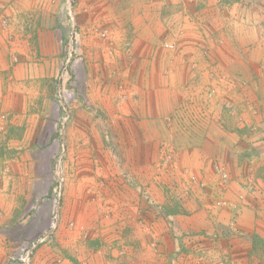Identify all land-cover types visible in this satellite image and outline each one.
Returning a JSON list of instances; mask_svg holds the SVG:
<instances>
[{
  "label": "rangeland",
  "instance_id": "1",
  "mask_svg": "<svg viewBox=\"0 0 264 264\" xmlns=\"http://www.w3.org/2000/svg\"><path fill=\"white\" fill-rule=\"evenodd\" d=\"M130 1L0 0V264H22L18 261L22 248L50 230L54 211L58 212L59 223L33 252L30 264H41L36 258L45 264H49L52 259L54 264H81L75 256L54 252L51 259L48 254V249L55 245V239L59 240L63 197L69 193L68 202L72 210L73 197L83 196L81 190L69 189L76 183L73 171L69 170L67 176L63 172L66 170L64 166L69 169L71 165L74 167L77 159L62 165L63 160L66 162L67 159L51 158L50 153L45 154L44 151L34 153L37 159H27L17 153L22 149L9 151L6 136L17 124L21 138L26 140L37 135L35 146L45 150L50 145L47 142L49 138L61 137L62 125H67L72 119L71 109L94 85L99 88V94H104L105 101L112 100L114 105L124 104L127 98L129 100L135 94L136 85L126 75L124 59L119 57L120 53L126 52L133 38V24L139 21H135L137 15L129 12ZM148 2L152 12L167 8V12L164 13V10L162 13L171 36L179 28L173 25H180V31L187 36L189 23L202 20V24H205L203 21L207 22L208 28L204 30L221 31L224 40L234 42L231 29L241 24L237 21L238 16L239 20L248 17L255 21L256 15L260 18L264 15V0ZM173 4L180 7L179 11H174L178 9ZM173 20L175 23H172ZM71 32L77 33L75 44H70ZM262 37L264 42V33ZM178 40L175 34L174 41ZM163 46L168 51L175 49L173 43H164ZM204 49L208 50L206 47ZM65 63L68 64L67 75L60 80L61 66ZM215 67L213 64L212 68ZM261 69L264 70V66ZM146 81V104H151L152 80L146 78ZM192 83L197 86L194 90L197 91L196 97L187 93L177 110L169 108L160 111V117H157L161 119L159 122L146 121L144 126H125L123 124L126 121L122 120H118L117 126L101 124L102 143L95 142L98 149H94V158L87 160L100 170L109 165L118 170L111 187L116 188L114 192L102 191L104 195L99 197L93 190L87 192L88 207L92 211L90 216L99 218L100 213L103 218H117L118 227L123 229L128 226V241L134 231L138 242L141 241L138 232H146L147 245L156 257L155 264L175 263L170 259L164 263L160 260V242L157 240L159 230H175L177 233L172 235V242L174 247L179 245L181 248L177 254L184 255L181 264L212 263L207 260L204 250L196 252L195 248L209 247L206 237H212L215 242L218 238H228L230 234L225 226L218 224L212 232L205 228L201 231L204 238L197 241L193 238L194 234L188 232V218L179 216L190 217L193 214L202 221L209 218L212 222L211 218H214L215 222L218 216L212 215L213 212L219 214L218 211L230 210L238 214L236 206L226 197L230 185H235L234 178L238 177L236 184L239 188H246L245 195L237 198L243 200L247 196L259 194L264 209V158L260 157L263 156L260 152L264 151H259V147L263 146L264 127L255 125L253 114H257L253 105L251 110L245 109V123L242 121L244 126L240 127L241 124L237 125L235 119L241 112H237L232 100L222 97L215 78L190 80L188 87H192ZM236 90L234 85V95L238 94ZM239 91L240 94L243 91L249 94L252 87L242 84ZM17 100L19 108L5 105L16 104ZM166 103L170 106L171 99ZM151 113L149 109L146 111L147 118H152ZM35 127H42V132L36 134L33 130ZM237 134L239 137L244 136V139L238 142ZM93 144L85 143V147L80 145L79 148L84 150ZM100 149L109 150L116 156L110 160L111 164L105 159H98L96 153ZM244 159L249 160L250 166L243 164ZM253 164L256 165L255 171L252 169ZM257 167L260 168L258 172ZM243 169L244 173L241 172ZM238 171L239 176L235 174ZM36 174L40 175L39 179L35 178L39 183L27 205L24 195H28L25 190L28 187L24 186L29 180L33 182ZM54 188H57L59 201L57 195L53 194ZM109 194L114 202L116 199L115 203L104 201V198L110 199ZM17 200L20 203L15 207L13 205ZM98 200L95 206L94 201ZM66 215L71 218L72 214ZM234 217L231 216L228 223L232 233H236ZM35 218L38 221L35 222ZM62 228L65 229L66 225ZM68 228L71 230L74 225L68 224ZM260 250L264 254V248ZM248 256L251 262L253 256ZM212 257L215 263V257ZM131 258L128 250V264H132Z\"/></svg>",
  "mask_w": 264,
  "mask_h": 264
},
{
  "label": "crops",
  "instance_id": "2",
  "mask_svg": "<svg viewBox=\"0 0 264 264\" xmlns=\"http://www.w3.org/2000/svg\"><path fill=\"white\" fill-rule=\"evenodd\" d=\"M175 6H177L178 10L174 11H179L180 7L173 4V7ZM164 10L160 9L159 11L155 10L156 13L152 12L148 0L130 1L129 12L137 15L136 19H134L139 21L133 24V31H131L133 38L131 37L132 39L126 52L120 53L119 57L124 59L126 75L130 76L131 81L136 85V89L135 94L129 100L127 98L124 104L114 105L112 100L105 101L106 97L103 96L104 94H99V88L94 85L88 92L86 89L84 90L87 92L84 94V98L82 100L78 99L76 103L78 106L76 105L73 110L71 109V121L67 125L62 123L61 137L59 139L49 138L47 142L50 145L45 150H40L38 146H35L37 135L26 140L21 138V130L16 127L17 124L9 130L10 133L6 136L9 151L22 149L20 152L18 150L17 153L27 159H37L38 156H34V153L40 151H44L45 154L50 153L49 156L51 158L67 159L66 162L63 160L62 165L65 163L70 164V161L77 159L74 167L71 165L69 169V167L64 166L66 170L63 172L67 176L69 170L73 171L72 175H75L76 183L72 185V188H68L73 191L81 190L83 196L81 194V196H76L77 198L73 197L74 209L72 210H70L71 204L68 202L70 201L69 193H66L63 197L64 206L61 209L59 240L55 239V245L48 249L49 258L51 259V255L57 252L62 255L75 256L81 264H128L129 250L132 264H155L156 257L153 255L149 245H147L146 232H138L141 238L140 242L135 240L137 237L136 231L131 233V240L128 241V226L123 229L118 227L117 218H103L100 213L99 218L90 216L92 211L88 207L87 197L89 194L87 192L93 190L99 197V195H104L101 193L102 191L114 192L116 190V188L111 189V187L116 179L115 175L118 173L117 168L109 165L100 170L91 166V162L87 161L94 158V149H98L95 142L102 143L99 130L101 124L103 126L112 124L117 126L118 120H122L126 121L123 124L125 126H128V124L131 126H144L146 121L159 122L161 121V119H158L160 111L169 108L177 110L183 104L182 100L187 93L194 94L196 97L197 91L194 90L197 86L192 83V87H188L190 80L208 79L210 77L211 79L215 78L219 83L222 97L232 100L237 112H241L235 119L238 123L237 125L241 124L240 127L244 126L242 123V121L245 123L244 111L245 109L246 111L248 109L251 110L253 105V110L257 114V116L253 114V119L256 121L255 125L264 127V70L261 69L264 66V42L262 37V33H264V15L263 18L256 15V18L254 17L255 21H251L248 17L245 19L241 17L239 20L238 16L237 21H240L241 24L231 29L233 32L232 36L235 39L234 42L224 40L221 31L209 32L207 29L204 30V28L208 27L207 22L203 21L205 24H202V20L200 22L192 20L189 23L187 36L185 32L182 33L180 31V25H173L174 28L179 27L175 33L178 35L179 40L175 42V34L171 36L168 32L170 29L167 30L169 26L165 25L167 20L164 18V13L167 12V8ZM160 14H163V16L160 17ZM172 23H175L174 20ZM153 24L154 27H152ZM163 33L167 35L164 37ZM181 35L184 36L181 38ZM164 43H173L175 49L173 48V51L166 50L163 46ZM204 47L208 48V50L206 51ZM213 64L216 66L215 69L212 68ZM146 78L152 80L150 81V91H153L151 104L150 102L146 104L148 96L146 93L148 90L145 87ZM233 80H235V83H232ZM242 84L252 87V91L249 92L251 96L248 92L244 94V91L240 94L239 88ZM234 85L235 88L237 87L236 93L238 94L236 95L232 93ZM246 95L249 98L245 99ZM158 96L160 97L159 99ZM170 99L172 103L169 106L166 102H169ZM5 105L19 108L20 103L17 100L16 104L13 102ZM147 108L152 112L150 115L152 118H147ZM17 123L19 122L17 121ZM33 130L36 134L39 131L41 133L42 127L40 129L35 127ZM75 134H77V137L73 140ZM237 135L236 139L238 142L244 139V136L239 137V134ZM262 135V139H264V134ZM212 138L213 136H211ZM211 139L210 142L212 141ZM90 142L94 143L92 147L80 150V145L85 147L83 144H89ZM262 143L263 146L259 147V151H264V140ZM26 146H28L27 150ZM239 153H242V151ZM260 154L263 155L260 157L264 158V152H260ZM45 156L47 157V155ZM96 156L98 159L107 160L109 164H111L110 160L116 158L109 150L103 151L102 149L99 150V153H96ZM237 160L239 162V157ZM245 160L247 159L242 161L243 164L250 166L249 160ZM255 166V164L252 166L254 171ZM258 170L260 171L259 167L256 168V172ZM241 172L244 173V169ZM235 174L239 176V171ZM39 177L40 175L36 174L34 181L30 182L29 180V183L24 186L28 187L25 188L28 191V195H24L27 205L30 204L31 195L35 190V186H38L39 183L35 181V178L39 179ZM237 178H234L235 185H230L229 195L226 197L236 206L238 214H234V211L230 210L218 211L220 212L219 214L213 212L212 215L216 214L218 216L215 218V222H213L214 218H211L213 219L212 222L209 221V218H207V221H205V218L202 221V219L193 214L190 217L179 216V218H188V232L194 234L193 238L197 241H201L204 238L201 231L205 228L212 232L218 224L225 226L230 234L228 238H218L215 242L212 237H206L210 246H196L195 248L196 252L204 250L207 260L212 262L211 264H264V254L260 250L264 248V209L260 201L261 196L254 194L253 196H247L246 199L244 198L245 201H243L244 199L239 200L237 196H244L246 188L237 186ZM239 181H241L240 178ZM78 182H80L81 188ZM109 196L110 199L106 200L104 198V201L106 203H115L116 199L114 202L111 194ZM94 198L96 200V197ZM20 200L14 202L13 206L18 207ZM96 202L98 204L99 200L94 201L95 206ZM87 207L89 210H87ZM81 208H83L82 212ZM70 212L72 214L71 218L66 215ZM231 216H235L236 226L234 229L236 233H232L231 229L228 228ZM34 221H38V218H35ZM201 223H204V225L201 226ZM68 224L74 225V228L69 230ZM65 225L66 228L63 229L62 227ZM204 234L207 235L206 232ZM157 235L162 257L160 260L164 263L170 259L175 262L174 264H181V258L184 255L182 253L177 254V251H180L181 248L179 245L174 247L172 242V235H177L175 230H159ZM249 254L253 256L251 262L248 259ZM212 255L215 257V263H213ZM49 258L47 259L51 260ZM36 260L39 263L41 262V264H45L38 258ZM49 264H54V259Z\"/></svg>",
  "mask_w": 264,
  "mask_h": 264
},
{
  "label": "built area",
  "instance_id": "3",
  "mask_svg": "<svg viewBox=\"0 0 264 264\" xmlns=\"http://www.w3.org/2000/svg\"><path fill=\"white\" fill-rule=\"evenodd\" d=\"M70 44H75L76 43V39H77V33L76 32H71L70 34ZM74 39V40H73ZM67 63H65L64 65L61 66V71H60V75H59V79L61 80L63 76L67 75ZM57 193V188L53 189V194L55 195ZM57 195V201H59V195ZM56 200V198H55ZM55 214L53 215V218L51 220V227L50 230H48V232L44 233V235L42 237H40L38 240L33 241L28 243L27 245H25L22 248V252L18 257V261L21 262L22 264H30V258L33 254V252L36 250V248H38V245L40 243H42L43 241H45L52 233V231L54 229H56V226L59 223V215L57 211H54Z\"/></svg>",
  "mask_w": 264,
  "mask_h": 264
},
{
  "label": "trees",
  "instance_id": "4",
  "mask_svg": "<svg viewBox=\"0 0 264 264\" xmlns=\"http://www.w3.org/2000/svg\"><path fill=\"white\" fill-rule=\"evenodd\" d=\"M233 2L237 1V0H232Z\"/></svg>",
  "mask_w": 264,
  "mask_h": 264
}]
</instances>
